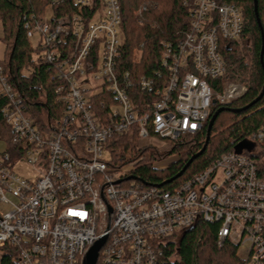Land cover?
Here are the masks:
<instances>
[{
    "label": "built area",
    "instance_id": "1",
    "mask_svg": "<svg viewBox=\"0 0 264 264\" xmlns=\"http://www.w3.org/2000/svg\"><path fill=\"white\" fill-rule=\"evenodd\" d=\"M64 2L98 7L88 21L52 14L24 22L59 80L51 117L37 122L0 65L1 113L11 129L0 151V251L15 250L18 264H83L105 236L96 264H161L166 241L202 222L215 224L217 245H234L242 264H264V125L239 153L233 148L170 189L135 175L142 153L120 165L104 157L114 136L130 134L139 149L156 152L152 169L167 167L176 159L164 151L201 132L215 106L245 95L244 83L228 79L222 53L223 43L242 36L241 7L182 0L188 30L163 42L162 75L138 80L149 100L118 72V0H51L49 7ZM166 140L172 142L162 150Z\"/></svg>",
    "mask_w": 264,
    "mask_h": 264
},
{
    "label": "trees",
    "instance_id": "2",
    "mask_svg": "<svg viewBox=\"0 0 264 264\" xmlns=\"http://www.w3.org/2000/svg\"><path fill=\"white\" fill-rule=\"evenodd\" d=\"M227 1L241 7L245 20L242 36L222 45L228 79L247 86L243 97L226 106L235 110L248 105L261 92L264 85V54L261 63V31L255 17L253 0ZM50 2L51 0H0V23L5 45V58L0 60V65L9 82L24 97L30 113L41 124L44 115H52L53 106L50 99L59 80L48 63L38 57V47H34L26 36L24 22L32 15L36 18L43 16ZM118 3L122 33V44L117 57L118 72L129 74L132 82L130 91L150 100L153 98L152 94L137 88L138 80L141 76L155 80L158 75H162L163 42H176L182 37L183 32L188 30L189 15L182 0H118ZM97 7L98 2L92 6L64 2L52 6L51 9L55 18L80 14L88 21ZM257 11L264 33V0H257ZM6 102L7 98L0 96V140L9 144L11 129L1 113V107ZM221 107L215 106L212 113ZM208 120L201 132L194 136H184L186 140L178 141L171 149L161 154L177 156L167 167L152 169L151 162L156 152L150 147L139 149L135 136L130 134L116 135L108 142L110 163L124 164L142 153L144 160L136 167L135 175L149 183L170 189L203 170L219 156L231 152L235 145L245 141L251 133L264 125V95L240 112L228 109L221 111L213 123L203 153L194 158L180 177L163 184L176 175L189 157L202 147ZM259 147L263 149L264 144L260 143ZM258 159L260 174L264 176V158L261 153ZM185 230L183 229L178 237H171L166 241L161 264H242L234 245L227 242L222 246L217 245L215 224L199 222L191 229ZM17 261L15 250L9 246L2 248L0 264H18Z\"/></svg>",
    "mask_w": 264,
    "mask_h": 264
},
{
    "label": "water",
    "instance_id": "3",
    "mask_svg": "<svg viewBox=\"0 0 264 264\" xmlns=\"http://www.w3.org/2000/svg\"><path fill=\"white\" fill-rule=\"evenodd\" d=\"M253 4H254V12H255V17H256V20H257V24L260 28V31H261V52H260V61L261 63H263V54H264V33H263V30H262V26H261V22H260V19H259V16H258V11H257V0H253ZM264 95V85L262 87V90L261 92L259 93V95L253 100L251 101L248 105L244 106L243 108H237V109H232V108H228L226 106H222L221 108H218L214 113H212L209 117V120H208V123H207V128H206V137H205V142L203 143L202 147L197 151V152H194L190 157L189 159L184 163V165L182 166L181 170L178 171V173L176 175H174L173 177L169 178L168 180L164 181L163 184H167V183H170L172 182L173 180H175L176 178L180 177L184 172L185 170L188 168V166L192 163V161L194 160V158L196 159L198 156H200L207 143H208V140L210 138V132H211V129H212V126H213V123L214 121L216 120L217 116L219 115V113H221V111L225 110V109H228L230 111H234V112H240L246 108H248L249 106H251L252 104H254L255 102L259 101L262 96ZM247 145V143L245 141H241L239 142L237 145L234 146V151L237 153H239L243 148H245ZM194 227V226H193ZM192 227L186 229L185 231L191 229ZM105 236L100 238L99 240H97L89 249L88 251L86 252V255L84 257V260H83V264H96V261H97V257H98V251L99 249L101 248V246L103 245L104 241H105Z\"/></svg>",
    "mask_w": 264,
    "mask_h": 264
},
{
    "label": "rangeland",
    "instance_id": "4",
    "mask_svg": "<svg viewBox=\"0 0 264 264\" xmlns=\"http://www.w3.org/2000/svg\"><path fill=\"white\" fill-rule=\"evenodd\" d=\"M52 14H53V11H52L51 7L47 6V8L44 11V17L47 18V19L51 18ZM2 37H3V30H2L1 23H0V60H3L5 58V53H4L5 45H4V42L2 40ZM37 41H38V38L35 35L32 38H30V42L32 43V45L34 47L37 44ZM239 83H241V82H239ZM225 115L227 116V114H225ZM181 140H186V138L184 136H182L180 138L179 142ZM171 142L172 141H170V140H166L165 143H160L161 144V149L164 150V149L168 148L170 146ZM4 148H5V143H4V141L1 140L0 141V151H3ZM261 153H263L262 157L264 158V152H261ZM104 157H107V158L110 159V155L108 153H106V152L104 153ZM164 157L165 158L167 157L168 160H172L173 157H175V159H177V156L174 155V154L173 155H169V156H164ZM25 170H26V168H25ZM240 253L243 254L242 252H240Z\"/></svg>",
    "mask_w": 264,
    "mask_h": 264
}]
</instances>
